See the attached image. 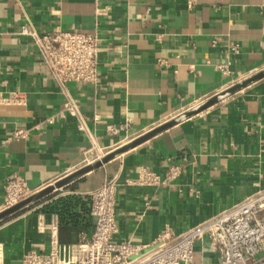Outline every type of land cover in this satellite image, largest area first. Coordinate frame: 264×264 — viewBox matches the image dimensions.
<instances>
[{"label":"crops","instance_id":"1","mask_svg":"<svg viewBox=\"0 0 264 264\" xmlns=\"http://www.w3.org/2000/svg\"><path fill=\"white\" fill-rule=\"evenodd\" d=\"M23 26L97 34L100 82L57 83ZM262 70L264 0H0V96L24 97L0 103V213L14 175L34 194L52 188L0 221L1 263L48 252L52 239L72 245L92 235L89 194L109 181L117 184L114 240L140 245L168 228L182 234L263 189L264 78L57 186ZM142 169L164 183L136 185ZM71 201V219L49 210ZM191 264H221L220 255L206 239Z\"/></svg>","mask_w":264,"mask_h":264},{"label":"built area","instance_id":"2","mask_svg":"<svg viewBox=\"0 0 264 264\" xmlns=\"http://www.w3.org/2000/svg\"><path fill=\"white\" fill-rule=\"evenodd\" d=\"M20 34L33 40L43 64L60 85L100 82L99 56L104 48L97 34L39 32L29 26H23ZM218 70L228 76L229 64L219 65ZM23 102L19 92H12L7 98L0 96L1 104ZM66 106L72 111L70 104ZM109 130L117 133L112 126ZM15 136L23 137L25 133L18 131ZM178 175V168H171L170 177ZM163 183L158 174L148 169H142L135 181L143 187H159ZM33 194L25 181L14 175L5 185V207ZM116 194L115 181L90 192L91 215L96 219L92 235L82 233L80 241L72 245L52 239L48 252L31 250L22 256L21 264H191L197 242L206 239L220 255L221 264H264V188L182 234L168 228L147 245L114 240L119 232Z\"/></svg>","mask_w":264,"mask_h":264},{"label":"water","instance_id":"3","mask_svg":"<svg viewBox=\"0 0 264 264\" xmlns=\"http://www.w3.org/2000/svg\"><path fill=\"white\" fill-rule=\"evenodd\" d=\"M264 78V70L258 72L257 74L247 78L246 80H243L241 82H238L237 84L229 87L228 89L224 90L223 92L215 95L214 97H212L211 99L207 100L206 102H203L202 104L188 110L187 112L175 117L174 119H172L171 121H169L168 123L152 130L151 132L137 138L136 140L130 142L129 144L117 149L116 151H114L113 153L107 155L106 157L102 158L101 160L97 161L96 163H94L91 166H88L86 168H84L83 170H80L79 172L73 174L72 176H70L69 178L63 180L62 182H59L57 184V186H61L65 183H68L72 180H75L79 177H81L82 175L95 170L97 168L102 167L104 164H107L108 162H110L111 160L115 159L116 157L120 156L121 154L137 147L138 145L150 140L151 138L159 135L160 133H163L164 131L186 121L187 119L209 109L210 107L224 101L225 99L237 94L238 92L244 90L246 87L250 86L251 84L261 80ZM52 188H48L45 190H41L37 193H35L34 195L26 198L25 200L7 208L6 210H4L3 212L0 213V221L13 215L14 213L23 210L24 208L32 205L33 203L37 202L39 199L43 198L48 192L49 190Z\"/></svg>","mask_w":264,"mask_h":264},{"label":"trees","instance_id":"4","mask_svg":"<svg viewBox=\"0 0 264 264\" xmlns=\"http://www.w3.org/2000/svg\"><path fill=\"white\" fill-rule=\"evenodd\" d=\"M72 203H73L72 201L69 203H61L63 205L62 208H60L57 205L56 207L51 208L49 210L57 212L62 220L66 219V218L71 219V218H73V215H71L70 213H71L73 205H74V204L72 205ZM74 219H76V217Z\"/></svg>","mask_w":264,"mask_h":264}]
</instances>
